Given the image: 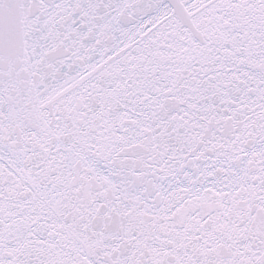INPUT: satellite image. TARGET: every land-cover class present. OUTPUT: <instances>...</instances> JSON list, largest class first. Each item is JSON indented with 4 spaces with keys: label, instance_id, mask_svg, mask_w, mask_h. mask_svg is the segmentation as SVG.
I'll return each instance as SVG.
<instances>
[{
    "label": "snow or ice",
    "instance_id": "6c2138e0",
    "mask_svg": "<svg viewBox=\"0 0 264 264\" xmlns=\"http://www.w3.org/2000/svg\"><path fill=\"white\" fill-rule=\"evenodd\" d=\"M0 264H264V0H0Z\"/></svg>",
    "mask_w": 264,
    "mask_h": 264
}]
</instances>
